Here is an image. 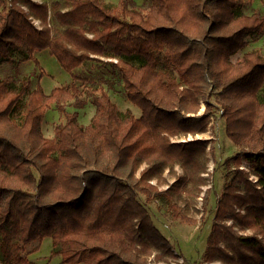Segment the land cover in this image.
<instances>
[{"label": "trees", "instance_id": "16d2710c", "mask_svg": "<svg viewBox=\"0 0 264 264\" xmlns=\"http://www.w3.org/2000/svg\"><path fill=\"white\" fill-rule=\"evenodd\" d=\"M63 1L64 10L0 0V65L17 73L12 62L20 53L38 68L33 52L46 49L72 78L45 93L31 76L0 77L1 264H34L22 251L45 237L60 264H150L151 255L168 262L171 243L139 196L195 222L174 197L186 181L204 183L208 141L171 138L207 130L213 91L225 136L239 150L226 164L231 177L216 199L202 261L264 264V54L256 47L231 59L264 33V13H244L251 0H149L145 9L134 0ZM50 10L61 30L50 24ZM105 55L138 116L121 113L102 86L76 82L75 69ZM82 89L94 107L85 125L67 110L85 104ZM51 103L64 120L47 137L42 123ZM174 164L184 174L167 188L149 182ZM210 193L201 196L204 209Z\"/></svg>", "mask_w": 264, "mask_h": 264}, {"label": "rangeland", "instance_id": "374dc122", "mask_svg": "<svg viewBox=\"0 0 264 264\" xmlns=\"http://www.w3.org/2000/svg\"><path fill=\"white\" fill-rule=\"evenodd\" d=\"M38 2H45L49 9L59 5L63 10L65 3L63 0H34ZM106 4H115L117 0H102ZM136 7L140 9L147 8L149 0H134ZM244 13L250 14L252 12L264 13V0H251L245 8ZM51 13V14H50ZM49 22L57 30H61L60 26L55 24L52 16V11H49ZM260 48L264 54V33L249 38V45L243 50L232 56V61L239 60L244 51L252 48ZM33 56L38 59V68L34 66L33 62L24 59L20 53L15 54L12 65L16 66L17 73L13 74L11 64L2 63L0 65V77L9 76L10 80L17 82L20 78L30 77L31 86L35 87L37 84L41 85L45 93L55 86L68 85L72 80L69 73L64 71L57 63L56 59L49 54L45 49L40 52H33ZM109 60L108 55L100 56L99 61L90 60L82 66L74 70L76 75V82L79 87L84 89H96L102 86L108 92L111 100L116 104L121 113L130 110L135 116L140 114L137 107L127 101L123 87L115 75L111 74V69L105 63ZM114 60V59H113ZM116 60V59H115ZM135 62V61H134ZM104 63V64H103ZM136 63V62H135ZM137 64V63H136ZM11 74L15 75L14 77ZM104 79H109L112 86L107 88ZM263 94V91H260ZM85 104L79 108H74L68 105L67 110H76L78 112V121L85 125L89 122L94 114V107L89 102V98L83 92ZM209 101L212 104V113L207 122V130L202 133L195 134L196 138L206 139L208 141L206 147V154L203 157L205 170L200 173L205 176L203 184L196 186L190 181H186L182 186V194L180 197H174V202L180 208V214L188 219L195 220L191 223L179 215L174 216V210L169 208L167 204L159 199H146L145 196L140 195V201L145 204L152 220L156 227L169 239L172 250L177 252L184 259L182 264H203L202 254L205 247L206 237L208 235L213 211L217 197L220 195L223 187L231 177V171L226 164L231 163L232 156L239 150L235 147L225 136L224 120L222 117V110L216 101V93L212 92ZM205 110V105L201 103L197 114H202ZM17 111H20L17 109ZM64 120L63 116L57 111L55 105L51 103L46 111L42 123V131L45 136L52 137L53 127ZM194 135V134H193ZM176 140H189L188 134L176 136ZM142 164L141 166H143ZM248 168L243 162L240 168ZM184 174V169L179 164H174L172 167L165 168L160 177H153L149 182L154 183L158 188H167L178 176ZM250 178H255L251 175ZM210 188V203L204 209L202 206L201 196L203 191ZM240 233L249 234V230L241 231ZM52 250L51 240L45 237L42 241H35L26 245L22 251V256L29 259L34 264H60L58 256H50ZM1 264V262H0ZM210 264H223L220 261H215Z\"/></svg>", "mask_w": 264, "mask_h": 264}, {"label": "built area", "instance_id": "2783aa9c", "mask_svg": "<svg viewBox=\"0 0 264 264\" xmlns=\"http://www.w3.org/2000/svg\"><path fill=\"white\" fill-rule=\"evenodd\" d=\"M34 25L38 28L42 27L41 22L38 19H32ZM173 251V250H172ZM173 254H175L174 257H170L168 259V262H164L162 260H154L153 255L149 257V263L150 264H182L184 262V259L179 255L177 252L173 251Z\"/></svg>", "mask_w": 264, "mask_h": 264}, {"label": "crops", "instance_id": "0c3cea01", "mask_svg": "<svg viewBox=\"0 0 264 264\" xmlns=\"http://www.w3.org/2000/svg\"><path fill=\"white\" fill-rule=\"evenodd\" d=\"M196 134H198V133H196ZM188 137L190 138L189 140H192V139H195V138H196V135H195V134H194V135H193V134H188ZM175 138H176V137H172L171 140H172V141H185V140H176ZM198 138H200V137H198ZM150 183H151V184H154V183H152V182H150ZM154 185H155V184H154ZM162 189H163V188H162Z\"/></svg>", "mask_w": 264, "mask_h": 264}]
</instances>
